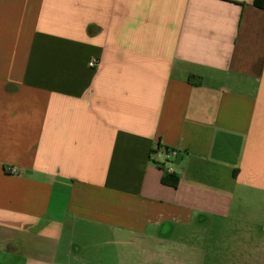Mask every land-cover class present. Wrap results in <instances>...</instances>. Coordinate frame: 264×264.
Instances as JSON below:
<instances>
[{
    "label": "crops",
    "instance_id": "1",
    "mask_svg": "<svg viewBox=\"0 0 264 264\" xmlns=\"http://www.w3.org/2000/svg\"><path fill=\"white\" fill-rule=\"evenodd\" d=\"M255 1L0 0V264L204 263L264 192Z\"/></svg>",
    "mask_w": 264,
    "mask_h": 264
},
{
    "label": "rangeland",
    "instance_id": "2",
    "mask_svg": "<svg viewBox=\"0 0 264 264\" xmlns=\"http://www.w3.org/2000/svg\"><path fill=\"white\" fill-rule=\"evenodd\" d=\"M234 208L215 223L203 264H264V192L248 191Z\"/></svg>",
    "mask_w": 264,
    "mask_h": 264
},
{
    "label": "trees",
    "instance_id": "3",
    "mask_svg": "<svg viewBox=\"0 0 264 264\" xmlns=\"http://www.w3.org/2000/svg\"><path fill=\"white\" fill-rule=\"evenodd\" d=\"M255 4L258 7L264 8V0H256ZM169 151L170 149H166V153H168ZM164 181L165 183L171 184L174 186H177V182H178L177 178L173 174H168Z\"/></svg>",
    "mask_w": 264,
    "mask_h": 264
},
{
    "label": "built area",
    "instance_id": "4",
    "mask_svg": "<svg viewBox=\"0 0 264 264\" xmlns=\"http://www.w3.org/2000/svg\"><path fill=\"white\" fill-rule=\"evenodd\" d=\"M90 66L93 67V68H96V67L99 66V63H97L96 61H91ZM176 156H177V151L170 150L168 153H166L167 162H169L172 158H175ZM11 171L13 173H16V170L15 169H12Z\"/></svg>",
    "mask_w": 264,
    "mask_h": 264
}]
</instances>
